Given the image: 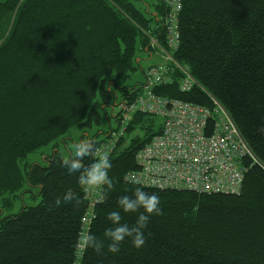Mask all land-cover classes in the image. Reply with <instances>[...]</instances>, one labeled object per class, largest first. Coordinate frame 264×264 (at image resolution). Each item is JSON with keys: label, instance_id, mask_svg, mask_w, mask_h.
Instances as JSON below:
<instances>
[{"label": "trees", "instance_id": "16d2710c", "mask_svg": "<svg viewBox=\"0 0 264 264\" xmlns=\"http://www.w3.org/2000/svg\"><path fill=\"white\" fill-rule=\"evenodd\" d=\"M154 15L129 0H0V264H111L106 250L82 244L87 202L63 164L75 151L64 158L57 148L64 151L71 129L99 125L116 99L114 80L138 70L151 36L164 44L163 8ZM178 30L172 58L196 86L181 93L175 80L157 95L210 110L215 102L252 158L243 161L235 194L142 187L158 194L162 212L146 232L147 245L126 244L116 264H264V0H182ZM140 84L120 89V101ZM156 119L133 114L109 155L114 186L85 235L103 239L119 197L141 187L125 178L159 134ZM111 133L86 143L98 148ZM44 148L57 151L26 163ZM69 190L79 202L57 206ZM23 194L38 204L1 217Z\"/></svg>", "mask_w": 264, "mask_h": 264}, {"label": "built area", "instance_id": "2783aa9c", "mask_svg": "<svg viewBox=\"0 0 264 264\" xmlns=\"http://www.w3.org/2000/svg\"><path fill=\"white\" fill-rule=\"evenodd\" d=\"M157 2L164 10L161 21L164 44L151 39L150 48L163 55V64L149 67L141 84L130 89L116 104L119 129L111 133L109 142L100 143L97 155L112 153L133 114L147 115L159 120L160 132L138 151L135 158L138 171L128 174L126 182L160 191L235 194L245 173L243 161L252 155L226 112L215 102V108L210 110L156 93L175 80L181 93L196 86L187 67H180L172 58L180 44L178 18L182 0ZM84 195L87 209L81 220V237L88 232L95 218L94 208L102 201L99 189L84 191Z\"/></svg>", "mask_w": 264, "mask_h": 264}, {"label": "clouds", "instance_id": "9594fccd", "mask_svg": "<svg viewBox=\"0 0 264 264\" xmlns=\"http://www.w3.org/2000/svg\"><path fill=\"white\" fill-rule=\"evenodd\" d=\"M94 144L79 142L75 144L74 155L63 161L70 175H74L77 186L84 190L99 189L101 199H106L114 186L110 176L112 162L108 153L97 155ZM93 157H97L93 159ZM78 198L72 191L64 193L62 199L56 200V205L62 203L75 204ZM160 197L149 193L142 187H136L130 194H123L117 201L115 210L107 214L108 226L104 230V238L89 232L82 239L85 248L95 252L105 251L110 254L111 264H116L126 244L134 249H143L147 243L146 232L154 217L161 214Z\"/></svg>", "mask_w": 264, "mask_h": 264}, {"label": "rangeland", "instance_id": "374dc122", "mask_svg": "<svg viewBox=\"0 0 264 264\" xmlns=\"http://www.w3.org/2000/svg\"><path fill=\"white\" fill-rule=\"evenodd\" d=\"M129 1L139 8L146 9V11L148 10L150 13H154V10L158 5L157 0H129ZM152 28H155L154 24L152 25ZM151 39L156 40L159 43L158 39L155 38V35H153L150 37V46H151ZM138 58H139L138 60H140L138 70L135 73H133L129 77V79L125 81L117 80V79L114 80L117 86L116 88H113V93H114L113 97L115 98L116 95V99H113L111 106H108L103 110L104 113L102 114V119L100 120L99 125L93 126V128L90 130L73 128L68 132L66 136L67 140L65 142V146L63 147L64 151L60 147L57 148L59 152L63 153L62 156L64 158H66L67 155H69V153L75 151L76 143H79L81 141L86 142L87 136H90L92 138L95 135V141L100 142L106 139L107 136L106 133L107 134L109 132L116 133L118 131L119 125L115 118L114 101L115 102L120 101V89L132 87L138 82L141 83L143 80L142 74L147 68L155 65H162L164 61L163 55L153 47L150 48L149 54H146L145 52L139 53ZM156 120L159 121L158 119ZM126 144L127 143H124L125 146ZM50 150H51L50 148H44L32 155H29L26 159V163L28 164L40 163L47 155H51L52 153H55L57 151L56 149H54L52 152ZM41 154L43 155L41 156ZM38 202H39L38 198H31L29 197L28 194H23L14 201L13 207L10 210L4 209V211L1 212V217L17 214L22 206L33 207L37 205Z\"/></svg>", "mask_w": 264, "mask_h": 264}, {"label": "crops", "instance_id": "0c3cea01", "mask_svg": "<svg viewBox=\"0 0 264 264\" xmlns=\"http://www.w3.org/2000/svg\"><path fill=\"white\" fill-rule=\"evenodd\" d=\"M148 11V10H147ZM152 15H154V13H151ZM139 62V60L137 61V63Z\"/></svg>", "mask_w": 264, "mask_h": 264}, {"label": "water", "instance_id": "95a60500", "mask_svg": "<svg viewBox=\"0 0 264 264\" xmlns=\"http://www.w3.org/2000/svg\"><path fill=\"white\" fill-rule=\"evenodd\" d=\"M152 16H155V15H152ZM110 85H112V84H110Z\"/></svg>", "mask_w": 264, "mask_h": 264}, {"label": "bare ground", "instance_id": "6f19581e", "mask_svg": "<svg viewBox=\"0 0 264 264\" xmlns=\"http://www.w3.org/2000/svg\"><path fill=\"white\" fill-rule=\"evenodd\" d=\"M226 195V194H225Z\"/></svg>", "mask_w": 264, "mask_h": 264}]
</instances>
